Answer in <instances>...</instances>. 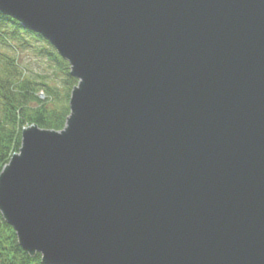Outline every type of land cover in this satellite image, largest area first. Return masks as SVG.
<instances>
[{"label": "water", "instance_id": "water-1", "mask_svg": "<svg viewBox=\"0 0 264 264\" xmlns=\"http://www.w3.org/2000/svg\"><path fill=\"white\" fill-rule=\"evenodd\" d=\"M77 79L21 131L0 215L42 264H264V0H0Z\"/></svg>", "mask_w": 264, "mask_h": 264}, {"label": "trees", "instance_id": "trees-1", "mask_svg": "<svg viewBox=\"0 0 264 264\" xmlns=\"http://www.w3.org/2000/svg\"><path fill=\"white\" fill-rule=\"evenodd\" d=\"M22 53L28 56L26 63ZM76 83L68 63L43 37L0 13V170L18 151L24 126L63 127ZM39 90L44 93L42 99L37 96ZM0 264H42L39 254L29 256L22 250L1 216Z\"/></svg>", "mask_w": 264, "mask_h": 264}, {"label": "rangeland", "instance_id": "rangeland-1", "mask_svg": "<svg viewBox=\"0 0 264 264\" xmlns=\"http://www.w3.org/2000/svg\"><path fill=\"white\" fill-rule=\"evenodd\" d=\"M21 55H22V59H23L24 63H26V62H27V57H28V56H26L25 53H22ZM32 67H33V65H32ZM41 92H42L41 90L37 91V95H38V96H41V95H42Z\"/></svg>", "mask_w": 264, "mask_h": 264}]
</instances>
